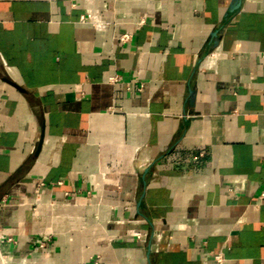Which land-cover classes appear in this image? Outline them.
Returning <instances> with one entry per match:
<instances>
[{
    "label": "crops",
    "instance_id": "crops-1",
    "mask_svg": "<svg viewBox=\"0 0 264 264\" xmlns=\"http://www.w3.org/2000/svg\"><path fill=\"white\" fill-rule=\"evenodd\" d=\"M263 190L264 0H0L5 264H264Z\"/></svg>",
    "mask_w": 264,
    "mask_h": 264
},
{
    "label": "built area",
    "instance_id": "built-area-1",
    "mask_svg": "<svg viewBox=\"0 0 264 264\" xmlns=\"http://www.w3.org/2000/svg\"><path fill=\"white\" fill-rule=\"evenodd\" d=\"M89 1L92 2L93 0H89ZM82 19H83V20L91 21L97 29L106 28V27L109 25V23L106 22V21L102 18V16H101V12H100V10L97 9V8H93V9L87 14V16H82ZM141 21H142V20H141ZM141 21L138 22V23L136 24V27L141 23ZM132 31H133V29L128 30V31L122 33V34L119 36L120 40H122V41H128V40H130L131 37H132ZM110 79H111V80H113V79L116 80V76H111ZM261 196L264 197V190L261 192ZM146 233H147V232H146L144 229H140V228L131 230V234H132V235H135V236L138 237V238L142 237V236L145 235ZM8 239L11 240V238H8ZM40 245L43 246V245H44V242L41 241V242H40ZM214 257H215V259H216V261H217L218 263H223V262H224V255H223V253H222L221 251L215 253V254H214ZM0 258L3 260V262H4V264H5V262H6L7 259H6V256H5L4 254H2L1 249H0Z\"/></svg>",
    "mask_w": 264,
    "mask_h": 264
},
{
    "label": "water",
    "instance_id": "water-1",
    "mask_svg": "<svg viewBox=\"0 0 264 264\" xmlns=\"http://www.w3.org/2000/svg\"><path fill=\"white\" fill-rule=\"evenodd\" d=\"M43 142V137H42V139H41V143Z\"/></svg>",
    "mask_w": 264,
    "mask_h": 264
}]
</instances>
